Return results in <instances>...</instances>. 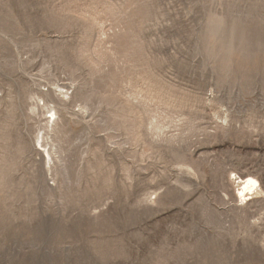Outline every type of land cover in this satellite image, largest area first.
Here are the masks:
<instances>
[{
	"label": "rangeland",
	"instance_id": "obj_1",
	"mask_svg": "<svg viewBox=\"0 0 264 264\" xmlns=\"http://www.w3.org/2000/svg\"><path fill=\"white\" fill-rule=\"evenodd\" d=\"M0 264H264V0H0Z\"/></svg>",
	"mask_w": 264,
	"mask_h": 264
},
{
	"label": "bare ground",
	"instance_id": "obj_2",
	"mask_svg": "<svg viewBox=\"0 0 264 264\" xmlns=\"http://www.w3.org/2000/svg\"><path fill=\"white\" fill-rule=\"evenodd\" d=\"M42 139H43V137H42ZM42 139H41V141H42ZM40 153H41V151L39 150V154ZM240 182L242 184L241 189H239L237 191V193L235 194V197L242 200V201L246 199L248 192L252 191L256 186H259V182L255 178H252V177L240 179Z\"/></svg>",
	"mask_w": 264,
	"mask_h": 264
}]
</instances>
